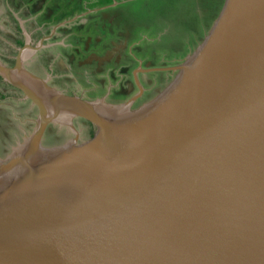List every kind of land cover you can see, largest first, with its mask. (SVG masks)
Returning <instances> with one entry per match:
<instances>
[{
    "label": "water",
    "instance_id": "water-1",
    "mask_svg": "<svg viewBox=\"0 0 264 264\" xmlns=\"http://www.w3.org/2000/svg\"><path fill=\"white\" fill-rule=\"evenodd\" d=\"M25 50L5 67L22 82L0 63L39 111L0 159V264H264V0H222L167 80L103 120L21 72ZM49 110L92 135L44 145Z\"/></svg>",
    "mask_w": 264,
    "mask_h": 264
},
{
    "label": "rangeland",
    "instance_id": "rangeland-1",
    "mask_svg": "<svg viewBox=\"0 0 264 264\" xmlns=\"http://www.w3.org/2000/svg\"><path fill=\"white\" fill-rule=\"evenodd\" d=\"M36 1L34 0L33 3ZM40 1V9H36L35 5L30 9L24 0H0V37H12L17 33L14 29V20H11V17L15 19L13 16L17 19L15 13L17 9L13 8L14 4L18 9L28 8L27 13L19 14L16 21L20 26L21 19H28L26 24L31 31H36L38 28L35 23L41 25V22L48 20L51 25H55L61 19L73 17L66 11L74 5L66 3L65 0H59L57 3V0ZM73 2L83 9L77 8V14L83 13V15L74 18L69 24V27L73 29L70 42L74 43L75 47L69 49L68 45L61 44L58 51L61 52L60 58L67 59L70 54H74L75 59L80 61L88 59V63L78 62L81 65L85 63L86 74L84 79H81L73 73L75 70L66 73L64 70L56 69L55 75L62 76L60 79H63V83L58 85L54 78L51 79V76H48L50 84L54 86L53 89L67 96L100 105L102 103L120 105L125 104L135 95L136 90L139 91L138 82L142 87L146 86L141 78L140 69L146 70L148 62L155 63L156 67L168 68L194 49L206 26L218 11L222 0H98L97 3L93 0H74ZM100 6H106L105 10H91L92 7L98 9ZM55 7L57 8L54 10ZM49 9L54 12L47 17L45 14ZM36 12L40 15L36 16ZM101 12H108V17H101ZM61 28H64L63 24ZM125 29H129V33H126ZM43 32L42 36L53 34L52 28L45 29ZM22 34H25L27 41H30L28 32L23 33L22 30ZM53 36L46 40L48 47H51V44L63 43L61 40L67 38V32L57 31ZM33 38L37 39L34 36ZM6 41L5 38L2 40L3 45L7 44ZM38 41L31 42L33 46H40L41 44H37ZM42 52L41 50L39 53ZM31 54L33 56L35 53L24 55L26 71L28 67H34V62L28 61L32 57ZM93 55L95 58H92ZM4 56L8 57L5 53ZM1 64L8 67L13 62L8 64L1 62ZM55 64L56 62L42 61L39 68L44 75L53 74ZM63 64L67 68L65 60ZM169 74L168 71H162L154 75H143L145 80L149 79L147 90L143 95L146 96L155 91L167 80ZM6 89L13 94L7 95L5 101L0 102V159L10 155L14 149L24 143L35 129L39 117V111L31 101L12 88ZM124 92L129 94L124 95ZM144 97L140 99L141 101L139 100V105L143 103ZM86 122L79 117L72 118L74 129L79 131V133L74 131L76 135L72 138L69 127L51 123L47 127L48 131L44 134L42 143L50 146L63 144L66 140L73 138L77 141L83 135L80 131L86 129Z\"/></svg>",
    "mask_w": 264,
    "mask_h": 264
},
{
    "label": "flooded vegetation",
    "instance_id": "flooded-vegetation-1",
    "mask_svg": "<svg viewBox=\"0 0 264 264\" xmlns=\"http://www.w3.org/2000/svg\"><path fill=\"white\" fill-rule=\"evenodd\" d=\"M25 1V3L27 4V5H29V8L30 9H32V7L35 5V7H36V9H40V6H41V1L40 0H37L36 1V3H33V1L34 0H24ZM40 1V2H39ZM59 0H57L56 1V3L58 2ZM66 1V3H71V5L73 4L74 5V7L73 8H71V9H68L66 12L67 13H71L72 15H73V17H70V18H68V19H66V20H64V19H61L60 20V22H58L57 24H55V25H51L50 23L51 22H49L48 20H46V21H43V22H41V25H37L36 23H35V25H36V27H38L37 29H36V31H35V33L36 32H38L37 34L38 35H42L44 32H43V30H47L48 28L49 29H51L52 28V31H53V34H52V36L51 35H48V36H46V35H43V36H41L40 38H42L43 40H41L40 42H41V45L40 46H33L34 44L32 43H30L29 44V46L31 47V48H33V49H35L33 52L37 55V58H36V62H34L33 64H34V67H28V71H30V72H32V73H35L36 74V76L37 77H39V78H41V79H43V80H45L46 82H47V84L50 86V87H54L52 84H50V78L48 79V76H51V79L52 78H54V81H56V83L59 85V84H61V83H63V79H60L62 76H56L55 75V71H56V69H58V70H64L66 73H70V72H73V70H75L73 73L74 74H76V77H80L81 79H84V76H85V72L86 71H84V64L85 63H88L89 62V60L88 59H84V60H82V61H80L79 59H75V55L74 54H70V56H68L67 57V59H65L64 57H61L60 58V54H61V52L60 51H58V48L60 47V45L61 44H66V45H68L67 47L69 48V49H71L72 47H75V44L74 43H72V42H70V39H71V36H73L72 35V33H73V29L72 28H70L69 27V24H71V21L74 19V18H78V17H81L82 15H83V13H80V14H77L78 12V10H77V8L78 7H80L81 8V6L79 5V4H76V2H73L74 0H65ZM94 2H96L97 3V1L98 0H93ZM13 2V1H12ZM37 2H39V3H37ZM91 3V5L93 4L92 3V1L90 2ZM57 5V4H56ZM106 6H100V7H98V9H96V8H93L92 7V9L91 10H94V11H104ZM13 8H15V9H17L18 11H20V15L22 14V15H25V13H27V7H24L25 9H18V7L14 4L13 5ZM57 7H55L54 8V10L56 9ZM75 8H76V10H75ZM81 10H83L82 8H81ZM54 11L53 10H51V9H49L48 10V12L45 14L47 17H50V15L53 13ZM108 12H101L100 14H101V17H108V14H107ZM65 14V13H64ZM40 14L38 13V12H36V16H39ZM13 16V15H12ZM14 18H15V16H13ZM36 18V17H35ZM11 20H14V21H16L17 19L15 18V19H13L12 17H11ZM29 23H32V22H29ZM28 23V24H29ZM64 25V28H61V25ZM30 25V24H29ZM68 25V26H67ZM66 26H67V29H65L66 28ZM25 28L26 29H29L28 27H27V24H26V26H25ZM42 28H44V29H42ZM14 29H16V31H17V33L15 34V35H13L12 37H10V36H8V38L10 39V41L12 42V44H7L8 46H6V47H3L4 45H3V42H2V40H0V52L2 51L3 53H5L6 55H8V57H6V56H4L3 55V57H5V59H8V61H7V64L8 63H10L11 61L13 62V64L12 65H9L8 66V68H12L14 65H15V60H16V56L18 55V53H19V49H23V48H26V46H25V44H24V42H23V40H22V38H23V34H22V30H21V27L19 26V24H18V22L16 21V23H14ZM67 32V38H65V39H62L61 41L63 42V43H59V44H51L50 46L51 47H48V44L46 43L47 41V39H49V38H52V37H54L53 35L56 33V32ZM125 31H126V33H129V29H125ZM20 36H21V38H20ZM32 36H34V35H32ZM9 39H7V41L6 42H9ZM32 39H33V42H34V38L32 37ZM37 44H38V42H37ZM40 44V43H39ZM43 51L42 53H39L40 51ZM33 52H31V53H33ZM37 53H39V54H37ZM34 54V58H35V55ZM54 54H56L55 56H54ZM92 58H95V56L93 55L92 56ZM91 58V59H92ZM4 59V60H5ZM64 60H65V64L67 65V68L66 67H64L63 65V63H64ZM180 60V59H179ZM42 61H44V62H48V63H53V62H56V67H55V69H53V74L52 73H46V75H44L43 73H42V71L40 70V65H41V62ZM83 61H85V63L84 64H82L81 65V63H79L78 64V62H83ZM143 63V62H142ZM176 63H178V61L176 62ZM175 63V64H176ZM148 66H147V69L146 70H142V69H140L141 70V72H142V75H141V78L143 79V82L145 83V85L146 86H144V87H142V85H141V83L140 82H138V85H139V91L138 90H136V94L135 95H133L132 97H130V99L129 100H127L126 101V103L127 102H130V104H131V108H135V107H137L139 104V102L141 101L140 99L142 98V97H144L145 95H143V94H145V92H146V90H147V86H148V80H145V77L143 76V75H147V74H152V75H154L155 73H161L162 71H165L164 69H166V68H164V67H156V64L155 63H152V62H148ZM174 64V65H175ZM79 65H81L80 66V68H79ZM98 70V69H97ZM93 71L95 72V68L93 69ZM92 71V72H93ZM99 71V70H98ZM88 72H90L89 70H88ZM101 72V71H100ZM153 72V73H152ZM137 73V72H136ZM91 75V74H90ZM40 76H43L44 78H42V77H40ZM161 85V84H160ZM12 90H15V91H18V92H20L22 95H23V93L20 91V90H18V89H15V88H13ZM157 90V89H156ZM155 90V91H156ZM132 91H133V88H132ZM131 91V92H132ZM155 91H152V92H150V93H148L142 100H147L148 99V97L153 93V92H155ZM127 94H129V93H127V92H124V95H127ZM130 96V95H129ZM105 100H106V97H105ZM140 100V101H139ZM118 101H120V100H118ZM143 101V102H144ZM117 102V101H116ZM116 104H118V103H116ZM86 122V121H85ZM46 131H48V129H46ZM46 131H45V133H46ZM80 132H82L83 133V135H82V137H81V139H79V141H81V140H85V139H87L88 137H90L91 135H92V132H93V127L88 123V122H86V129H84L83 131H80ZM72 136H73V134L71 135V138H72ZM71 140V139H70ZM58 144H60V143H58ZM54 145H56V144H54Z\"/></svg>",
    "mask_w": 264,
    "mask_h": 264
},
{
    "label": "bare ground",
    "instance_id": "bare-ground-1",
    "mask_svg": "<svg viewBox=\"0 0 264 264\" xmlns=\"http://www.w3.org/2000/svg\"><path fill=\"white\" fill-rule=\"evenodd\" d=\"M27 48V47H26ZM27 50V49H26ZM25 50V51H26ZM2 70H3V74H4V76L7 78V79H9V80H11V81H18V82H22L23 80H20L21 79V76H19V75H17V74H15V72H13V71H10V70H7V69H5V68H2ZM31 85H32V87H30V89H32V91L36 94V95H39V96H43V97H45V98H53V99H55V100H57V98H55V97H57V96H51V95H53L54 93H50V92H48V93H46L45 91H43L44 89L42 88V90H40L38 87H39V84L37 83H33V82H31ZM74 102H76V100H73ZM64 103H66V102H64ZM79 105V104H78ZM80 105H82V104H80ZM85 105V106H84ZM84 105H82L81 107L83 108V109H86L87 111H89L90 113H91V115L94 117V118H101L102 120L105 118V117H107V115H109V110H107V107H105V106H103V105H98V104H90V107H88V105H86V104H84ZM71 110H73V109H71ZM75 110V109H74ZM50 111V115L53 117V119L57 122V123H61V124H63V122H67L68 121V119H69V116H67V115H64L63 113H66V114H68V115H71V114H69V113H67V111L66 112H63V111H57V113H54L53 111L54 110H49ZM48 111V112H49ZM51 117V118H52Z\"/></svg>",
    "mask_w": 264,
    "mask_h": 264
},
{
    "label": "crops",
    "instance_id": "crops-1",
    "mask_svg": "<svg viewBox=\"0 0 264 264\" xmlns=\"http://www.w3.org/2000/svg\"><path fill=\"white\" fill-rule=\"evenodd\" d=\"M11 12L12 13H14L12 10H11ZM15 13L17 14V19L19 18V14H20V11H18V10H16L15 11ZM14 13V14H15ZM15 14V15H16ZM15 18H16V16H15ZM28 19H21L20 20V27H21V29L23 30V33L26 31V33L28 32L29 33V39H30V41L28 40L27 41V39H26V35L24 34L23 35V38H22V40H23V42H24V44H25V46L27 47V48H25V49H27L26 50V53H24V55H26V54H29V53H31V52H33L35 49H33V48H31L30 46H29V44L31 43L32 44V42L31 41H33V39H32V35H34V37H36L37 39H34V41H36V40H39L38 41V44L40 43L41 44V40H43L42 38H40L41 36L40 35H38V34H36L35 33V30H33V31H31L30 29H26L25 28V26H26V21H27ZM23 23H22V22ZM14 23H16V21H14ZM40 36V37H39ZM9 39L8 38V36H3V37H0V40H3V39ZM20 38H21V36H20ZM12 44V42L10 41V39H9V42H7V44ZM7 44H4V46L3 47H6V46H8ZM3 55H4V53L1 51L0 52V63L2 62L3 64H7V61H8V59H5L4 57H3ZM36 55V54H35ZM31 56H32V54H31ZM32 57H34V55L32 56ZM30 58L28 61H30V62H35V60H36V56H35V58ZM24 56H23V58H22V64H21V66H22V68H21V72L22 71H26V68L24 67V65H25V63H24ZM5 59V60H4ZM27 61V62H28ZM5 67V66H4ZM6 68H8V67H6ZM13 68V67H12ZM9 69H11V68H9ZM26 72H28V71H26ZM30 74H32V73H30ZM34 75V74H33ZM36 76V75H35ZM33 82H35V83H38V81H36V80H32ZM38 84H40V83H38ZM6 88H14V87H12L9 83H7L5 80H3L2 79V77H0V95H2V97H0V102L3 100V101H5V99L7 98V95H10V94H13L11 91H8ZM23 97H24V95H23Z\"/></svg>",
    "mask_w": 264,
    "mask_h": 264
},
{
    "label": "trees",
    "instance_id": "trees-1",
    "mask_svg": "<svg viewBox=\"0 0 264 264\" xmlns=\"http://www.w3.org/2000/svg\"><path fill=\"white\" fill-rule=\"evenodd\" d=\"M0 97H2V95H0Z\"/></svg>",
    "mask_w": 264,
    "mask_h": 264
}]
</instances>
